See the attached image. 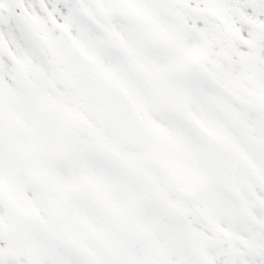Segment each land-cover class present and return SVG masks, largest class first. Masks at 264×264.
I'll return each instance as SVG.
<instances>
[{
  "label": "snow or ice",
  "instance_id": "1",
  "mask_svg": "<svg viewBox=\"0 0 264 264\" xmlns=\"http://www.w3.org/2000/svg\"><path fill=\"white\" fill-rule=\"evenodd\" d=\"M0 264H264V0H0Z\"/></svg>",
  "mask_w": 264,
  "mask_h": 264
}]
</instances>
